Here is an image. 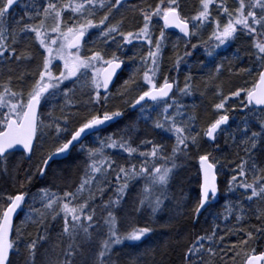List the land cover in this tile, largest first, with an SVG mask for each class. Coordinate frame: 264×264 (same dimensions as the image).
<instances>
[{"label": "snow or ice", "instance_id": "obj_1", "mask_svg": "<svg viewBox=\"0 0 264 264\" xmlns=\"http://www.w3.org/2000/svg\"><path fill=\"white\" fill-rule=\"evenodd\" d=\"M0 264H264V0H0Z\"/></svg>", "mask_w": 264, "mask_h": 264}, {"label": "trees", "instance_id": "obj_2", "mask_svg": "<svg viewBox=\"0 0 264 264\" xmlns=\"http://www.w3.org/2000/svg\"><path fill=\"white\" fill-rule=\"evenodd\" d=\"M150 2H151V3H156V2H158V0H150ZM182 3H183V5H184V10H185V8H187V7L190 8V12H186V11H185V13H191V12H194V10H195V8H196V6H197L198 0H182ZM129 15H131V14L129 13ZM160 23L162 24V21H161ZM169 33L171 34V33H173V32L169 31ZM157 34H158V32H157ZM171 39H175V36H174V35H171ZM237 43L239 44V42H237ZM236 46H237V45H233V48H232V49L228 50L227 53H223V54H230L231 51H233V50L235 49ZM244 46L246 47L247 45H244ZM201 58H202V57H201ZM167 67H168V65L166 64V65H165V68L167 69ZM173 74H174V73H173ZM123 75H124V76L127 75V70L123 73ZM226 78H227V77H226ZM232 79H233V82H234L235 84H242V83H243V81H241V80H237V79L234 78V77H233ZM180 81H181V86H182V84H183V71L181 72V75H180ZM212 101H213V96H212V91H211V89H209V91L207 92V94H206L205 96H200L199 93H197L194 97H190V98H186V99H185V103H187V104H189V105L195 104V105L198 106L199 114H200V117H201V120H200L201 123H203L204 120H206V119H210V118H211V111H212V109H211V103H212ZM206 113H207V115H206ZM131 115H133V114L129 113L128 116H126L125 118H123V119L120 120L119 124H114V125H112V127H111L110 129H108L107 131H113V130H115L117 127L122 126L123 123H124L128 118H130ZM240 115H242V113H241V114H238V116H237V120L239 119ZM231 124H232L233 127H235L236 121H231ZM227 151H229V150L226 148V152H227ZM19 155H20V153L17 152V157H19ZM74 155H75V154H74ZM195 163H196L195 161L192 162V166H190L189 173H188V174L193 175V176L195 175ZM53 167H55V165H54ZM224 180H225V177H224V176H221V177H220V184H221V187H223ZM38 186H39V185H35V186H33V187L31 188V191L34 192V191L36 190V187H38ZM9 190L11 191V189H9ZM190 191H191V195H193V196L196 195V184H195V180H193V182H192V184H191V189H190ZM223 202H224V197L221 196V197L219 198L218 202L214 205V207H215L216 209H220V207H221V205L223 204ZM20 218H23V213H21ZM201 221H202V223H203V217L201 218ZM16 223H17V224L19 223V219L17 220ZM156 226H157L158 231H157L156 234L152 235L151 238L147 241V243H149V244H150V243H153V242H158V241H161V240L165 239V236H163V235L161 234V231H160V229H159V225L157 224ZM124 251H127V249H125ZM122 254H123V253H122Z\"/></svg>", "mask_w": 264, "mask_h": 264}, {"label": "bare ground", "instance_id": "obj_3", "mask_svg": "<svg viewBox=\"0 0 264 264\" xmlns=\"http://www.w3.org/2000/svg\"><path fill=\"white\" fill-rule=\"evenodd\" d=\"M185 11L190 12V8L189 7L185 8Z\"/></svg>", "mask_w": 264, "mask_h": 264}, {"label": "water", "instance_id": "obj_4", "mask_svg": "<svg viewBox=\"0 0 264 264\" xmlns=\"http://www.w3.org/2000/svg\"><path fill=\"white\" fill-rule=\"evenodd\" d=\"M169 31H174V32H175V30H169ZM113 125H114V124H113ZM18 219H19V218H18ZM18 219H17V220H18ZM17 220H16L15 222H17Z\"/></svg>", "mask_w": 264, "mask_h": 264}, {"label": "flooded vegetation", "instance_id": "obj_5", "mask_svg": "<svg viewBox=\"0 0 264 264\" xmlns=\"http://www.w3.org/2000/svg\"><path fill=\"white\" fill-rule=\"evenodd\" d=\"M17 11H19V9H17Z\"/></svg>", "mask_w": 264, "mask_h": 264}, {"label": "rangeland", "instance_id": "obj_6", "mask_svg": "<svg viewBox=\"0 0 264 264\" xmlns=\"http://www.w3.org/2000/svg\"><path fill=\"white\" fill-rule=\"evenodd\" d=\"M57 63H59V62H57Z\"/></svg>", "mask_w": 264, "mask_h": 264}]
</instances>
